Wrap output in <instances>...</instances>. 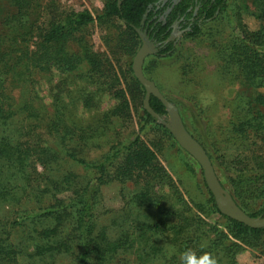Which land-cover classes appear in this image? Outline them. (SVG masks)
Masks as SVG:
<instances>
[{"label":"trees","instance_id":"obj_1","mask_svg":"<svg viewBox=\"0 0 264 264\" xmlns=\"http://www.w3.org/2000/svg\"><path fill=\"white\" fill-rule=\"evenodd\" d=\"M43 1L0 0V264H181L186 250L216 264H238L245 251L264 259V228L220 214L199 166L143 109L131 68L137 31L157 45L144 76L146 61L177 56L179 41H208L222 75L237 80L230 133L248 148L223 155L227 171L233 164L231 196L249 217L264 218V0H100L99 14ZM94 24L104 52L90 40ZM40 80L53 115L35 90ZM71 80L94 86L71 100L94 108L88 121L69 118L61 95ZM99 92L109 96L105 110ZM149 106L166 116L155 97ZM89 145L104 150L91 160ZM168 146L186 169L194 173L191 160L199 168L197 195L161 164ZM114 183L122 205L103 210L101 188Z\"/></svg>","mask_w":264,"mask_h":264},{"label":"rangeland","instance_id":"obj_2","mask_svg":"<svg viewBox=\"0 0 264 264\" xmlns=\"http://www.w3.org/2000/svg\"><path fill=\"white\" fill-rule=\"evenodd\" d=\"M64 10H89L93 14H99L102 10L100 0H56ZM48 2V0H44ZM244 22L249 29H255L257 22L252 18L244 16ZM91 34V42L94 49L97 51H105V47L101 41V32L97 26L89 27ZM179 34L177 33L176 36ZM179 53L177 56L167 59H151L146 61L145 78L152 81L159 92L177 109L181 116L182 122L190 135L200 143L207 154L210 156V161L214 168L215 174L223 185L224 189L231 195L229 180L234 177L231 171L225 169L229 160H226L223 155L228 152L234 154L247 152L243 149L241 141L230 133V122L233 119L231 116L232 100L237 91V80L232 77L222 75L219 62L215 57L213 49L209 46L208 41L201 38L197 41L181 40L179 41ZM150 57V56H148ZM147 57V58H148ZM58 80L57 73L54 72L52 82ZM71 85L66 87L67 91H63L62 100L68 105V111L71 113L70 119L74 122L88 121L95 115L94 108L83 110L81 105H73L71 100L78 95L77 90L86 86L84 81L80 82L75 88V82L71 80ZM89 86V92L94 86ZM38 90V95L41 98L43 111H48L53 115L55 109L51 106L49 97V86L44 80H40L35 86ZM54 93H56L54 91ZM13 95L16 101L19 100V92L14 91ZM96 106L99 110H105L109 107V96L104 92L96 93ZM128 130H122L124 137H130L133 131H136V126ZM101 139L99 142L102 143ZM93 141H88L92 144ZM86 151L89 159H94L104 149H95L92 146ZM250 155V154H246ZM177 150L172 147H165L161 154V164L164 166L170 176L174 180L182 181L183 188L189 191L190 195L195 196L202 188L200 183V171L197 165L191 160L194 168L193 171L186 169ZM227 162V163H224ZM227 168V167H226ZM194 176V177H189ZM198 185V186H197ZM200 187V189H199ZM203 191V190H202ZM121 188L118 184H111L101 188L100 207L103 210L118 209L122 205ZM259 204V203H258ZM238 264H264V259L254 255L250 251H245L237 256Z\"/></svg>","mask_w":264,"mask_h":264},{"label":"water","instance_id":"obj_3","mask_svg":"<svg viewBox=\"0 0 264 264\" xmlns=\"http://www.w3.org/2000/svg\"><path fill=\"white\" fill-rule=\"evenodd\" d=\"M138 32L141 46L132 59V72L145 90L143 109L172 136L178 147L199 166L207 189L213 196L215 205L223 216L253 229L264 228V218H251L235 203L232 196L219 182L212 163L203 147L186 130L176 107L156 88L154 83L143 75L144 60L156 53L155 45L150 42L145 32ZM150 96L155 97L165 108L166 116L156 114L149 106Z\"/></svg>","mask_w":264,"mask_h":264},{"label":"clouds","instance_id":"obj_4","mask_svg":"<svg viewBox=\"0 0 264 264\" xmlns=\"http://www.w3.org/2000/svg\"><path fill=\"white\" fill-rule=\"evenodd\" d=\"M181 264H216V259L211 255L197 258L191 250H186L180 255Z\"/></svg>","mask_w":264,"mask_h":264},{"label":"flooded vegetation","instance_id":"obj_5","mask_svg":"<svg viewBox=\"0 0 264 264\" xmlns=\"http://www.w3.org/2000/svg\"><path fill=\"white\" fill-rule=\"evenodd\" d=\"M172 35V34H171ZM151 42V41H150ZM153 44V43H152ZM155 45V44H154ZM157 47V45H155V48ZM157 51V50H156Z\"/></svg>","mask_w":264,"mask_h":264}]
</instances>
